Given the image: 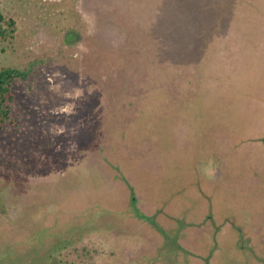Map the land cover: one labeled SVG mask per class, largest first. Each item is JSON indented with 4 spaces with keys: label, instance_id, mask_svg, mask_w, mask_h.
<instances>
[{
    "label": "rangeland",
    "instance_id": "rangeland-1",
    "mask_svg": "<svg viewBox=\"0 0 264 264\" xmlns=\"http://www.w3.org/2000/svg\"><path fill=\"white\" fill-rule=\"evenodd\" d=\"M0 8L18 26L0 66L29 73L0 124L10 217L25 209L29 227L54 237L85 232L62 253L69 264H164L178 235L203 254L208 230L188 224L216 213L264 238V0ZM123 177L153 219L136 215ZM232 227L213 240L214 264H258L264 246L250 253Z\"/></svg>",
    "mask_w": 264,
    "mask_h": 264
},
{
    "label": "trees",
    "instance_id": "trees-1",
    "mask_svg": "<svg viewBox=\"0 0 264 264\" xmlns=\"http://www.w3.org/2000/svg\"><path fill=\"white\" fill-rule=\"evenodd\" d=\"M17 31V21L8 18L0 8V42L13 40ZM28 77L29 73L25 70L0 66V124L11 120L12 104L15 100L14 84L19 80L26 81ZM122 180L128 184L127 186H131L125 177ZM130 188H132L131 200L136 215L143 219H153L136 209L138 207L135 191L132 186ZM24 211L25 209H21L16 216L10 217L6 208L0 205V213L4 215L0 218V264H69L62 253L80 242L85 232L71 237L69 234L64 237H54L51 235V228L29 227L30 218L26 217ZM155 223L159 233L166 236L163 227Z\"/></svg>",
    "mask_w": 264,
    "mask_h": 264
},
{
    "label": "flooded vegetation",
    "instance_id": "flooded-vegetation-1",
    "mask_svg": "<svg viewBox=\"0 0 264 264\" xmlns=\"http://www.w3.org/2000/svg\"><path fill=\"white\" fill-rule=\"evenodd\" d=\"M138 207V206H137ZM136 209H139L136 208ZM217 213L216 215H209V218H202L200 220H190V223L188 224L191 227H200L201 229L206 228L208 230V237L210 239V247L209 251L205 253H201L197 250H194L187 246L186 240L188 238L184 235H181L179 240V235L177 238V244L174 246H167L166 244L162 245V250L164 251V264H176V261L180 260L184 264H214V245L213 240L218 239L223 232V228L226 227V225H229L230 223H233L235 230L237 231L239 235V242L244 246L245 249H248L249 252L257 253L255 250V247L257 245H263L264 238H256L255 233V225H253L248 219H246L243 223L234 222L230 220L228 217H224L223 221H218L217 219ZM228 215V214H227ZM147 216V215H146ZM149 217V216H148ZM231 217H235L234 214L231 213ZM215 220V221H214ZM223 222V223H222ZM226 223V224H225ZM231 227V226H230ZM264 233V227L263 223L260 222L259 226V233L258 235H262ZM167 238H169L168 234L164 236L165 242L168 244ZM184 239V240H183ZM213 250V251H212ZM209 258V261H205V257ZM256 261L258 264H264V257H261L259 255H255ZM258 257V258H257ZM204 261V262H203ZM182 263V264H183Z\"/></svg>",
    "mask_w": 264,
    "mask_h": 264
},
{
    "label": "clouds",
    "instance_id": "clouds-1",
    "mask_svg": "<svg viewBox=\"0 0 264 264\" xmlns=\"http://www.w3.org/2000/svg\"><path fill=\"white\" fill-rule=\"evenodd\" d=\"M81 93L80 92H77V95H80Z\"/></svg>",
    "mask_w": 264,
    "mask_h": 264
}]
</instances>
